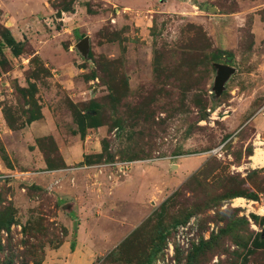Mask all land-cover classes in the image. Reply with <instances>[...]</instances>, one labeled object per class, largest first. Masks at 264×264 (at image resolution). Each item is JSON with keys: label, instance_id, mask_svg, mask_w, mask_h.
<instances>
[{"label": "rangeland", "instance_id": "rangeland-1", "mask_svg": "<svg viewBox=\"0 0 264 264\" xmlns=\"http://www.w3.org/2000/svg\"><path fill=\"white\" fill-rule=\"evenodd\" d=\"M123 1L48 0L49 18L16 30L18 7L0 0V264L48 263L94 222L72 209L76 180L112 181L121 162L159 159L169 175L149 170V182L166 180L155 209L126 235L102 222L94 264H264V248L251 246L264 233V166L252 165L264 148V5L165 0L156 12ZM5 29L21 34L17 56ZM51 41L75 67L57 88L49 77L64 71L35 54ZM219 64L234 69L221 86ZM40 107L53 127L35 132L26 126ZM22 129L23 139L13 133Z\"/></svg>", "mask_w": 264, "mask_h": 264}, {"label": "crops", "instance_id": "crops-1", "mask_svg": "<svg viewBox=\"0 0 264 264\" xmlns=\"http://www.w3.org/2000/svg\"><path fill=\"white\" fill-rule=\"evenodd\" d=\"M9 1L18 7L17 13L14 14L16 18L14 25L16 30H18V28L23 30L25 28L36 29L35 24L37 21H40V18H43L44 16L49 18L50 13H52V8L50 7L48 0ZM123 2L129 3L133 6L139 5L140 7L150 5L151 7H155L156 12H165L168 6V1L165 0H124ZM254 3L256 5H264V0H254ZM29 24L31 27L28 26ZM13 33L17 41L21 39L19 31H14ZM30 35L32 36L33 34L31 33ZM35 54L39 55L42 61H44L51 70L59 69L64 71V73L59 74V76L54 75L49 77L52 87L56 86L58 83H63L64 81L66 82L69 77L67 76L68 72L70 74L75 73L73 63H65L70 58L69 53L63 50L60 46H57L53 41L44 45L40 50L36 51ZM65 71L67 72V75L65 74ZM65 76L67 79L64 78ZM41 116L42 117L39 119H35L27 123L28 126H26V128H30L35 132L44 131L43 125L46 124L48 127L47 129H51L53 127V123L51 125V123L47 120L48 118L46 119L47 114L43 109L41 110ZM30 131L31 130L25 131V129H22L20 132L13 131V133H18L19 136H21L20 138L23 139L22 136H26L25 134H29ZM85 146L87 147L86 150H88L89 145ZM69 147L71 146L65 147L66 156L64 155V160L66 163L71 161ZM161 161L162 160L159 159L151 161L138 160L123 163L121 162L118 165L123 167V169L120 170V172L119 170H113L115 180L112 181L106 180V175H104L105 177H102L100 174H97L96 179L90 178L83 181L76 180L72 189L74 198L72 209L81 219L83 218L88 220L87 218L91 217L94 222H92L88 227L82 221L80 226L76 229L77 231L74 240H72V242L64 241L56 249L50 251L47 255V259L50 261L45 264H94L97 255H100V252L105 250L103 245H106L107 241L106 234L101 233L100 231L102 222L105 223L103 225L104 227H111L113 225L118 227L126 226V231L124 233V235H126L136 226V224H138L140 220H142V218L149 215L155 209V198L159 199L160 195V183L166 182V180L162 181L152 178V181L149 182L148 180H151L149 170L158 172L161 170L165 172L162 168L163 162ZM157 162H160V164H155ZM39 165L42 166L44 163L42 164L41 162ZM168 165L170 167L174 164L170 163ZM176 166L178 170L180 166L179 163L175 164V167ZM164 167L166 170L165 173L168 174L166 165ZM145 180L146 182L144 185L146 186L144 188V195L141 193V185ZM86 188L88 189L87 191H85ZM127 211L130 212L127 213ZM131 213L134 216L129 219L128 217ZM108 232L105 231V233ZM94 237H97V239L95 240ZM119 241L120 239L111 243L110 248L116 245ZM96 243H98L100 247H97Z\"/></svg>", "mask_w": 264, "mask_h": 264}, {"label": "trees", "instance_id": "trees-1", "mask_svg": "<svg viewBox=\"0 0 264 264\" xmlns=\"http://www.w3.org/2000/svg\"><path fill=\"white\" fill-rule=\"evenodd\" d=\"M64 10H70L69 7H65L63 8ZM2 37H3V40L5 42V44L7 45V47L10 48L11 52L13 55L17 56L21 53V42L20 41H17L13 35L11 34V32L8 30V29H5L4 33L2 34ZM40 116V115H39ZM37 119V117H34V118H31L29 122L33 121ZM101 124L99 123V120H95L93 126H90V127H98L100 126ZM134 160V159H132ZM233 196H238V195H241V192H236V193H233L232 194ZM231 196V197H233ZM169 197V196H168ZM167 197V198H168ZM252 198H255L256 196L254 194H251ZM165 199L163 200L160 204H159V207L162 208L163 206L166 205L168 199ZM252 217L254 219H257L259 218L258 216L256 215H252ZM263 222H264V217L263 218H260ZM251 246L253 249H259V248H264V233L262 232H259L257 234L254 235L252 241H251ZM249 250V249H248ZM252 249H250L249 251H251Z\"/></svg>", "mask_w": 264, "mask_h": 264}, {"label": "water", "instance_id": "water-1", "mask_svg": "<svg viewBox=\"0 0 264 264\" xmlns=\"http://www.w3.org/2000/svg\"><path fill=\"white\" fill-rule=\"evenodd\" d=\"M211 11L215 10V7L210 8ZM77 47L82 51V53L86 52V49L88 48V37L85 36L81 40L77 42ZM229 60V59H227ZM234 69L226 64H219L218 65V75L216 79V83L218 86L222 85V81L232 72Z\"/></svg>", "mask_w": 264, "mask_h": 264}, {"label": "bare ground", "instance_id": "bare-ground-1", "mask_svg": "<svg viewBox=\"0 0 264 264\" xmlns=\"http://www.w3.org/2000/svg\"><path fill=\"white\" fill-rule=\"evenodd\" d=\"M252 159H253L252 165L254 167L264 166V148L258 147L254 155H252ZM234 203L242 207L250 206V205L245 204L242 198H238V197L234 199Z\"/></svg>", "mask_w": 264, "mask_h": 264}, {"label": "built area", "instance_id": "built-area-1", "mask_svg": "<svg viewBox=\"0 0 264 264\" xmlns=\"http://www.w3.org/2000/svg\"><path fill=\"white\" fill-rule=\"evenodd\" d=\"M260 112L264 115V103L262 104V107L260 108Z\"/></svg>", "mask_w": 264, "mask_h": 264}]
</instances>
